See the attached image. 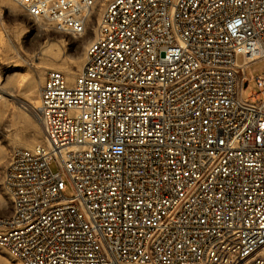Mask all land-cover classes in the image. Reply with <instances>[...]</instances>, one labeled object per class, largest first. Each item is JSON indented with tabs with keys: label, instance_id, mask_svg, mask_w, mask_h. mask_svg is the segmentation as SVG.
<instances>
[{
	"label": "built area",
	"instance_id": "built-area-1",
	"mask_svg": "<svg viewBox=\"0 0 264 264\" xmlns=\"http://www.w3.org/2000/svg\"><path fill=\"white\" fill-rule=\"evenodd\" d=\"M11 1L72 35L102 11L73 80L51 71L39 89L44 142L3 166L0 249L16 264H264V74L244 96L264 0Z\"/></svg>",
	"mask_w": 264,
	"mask_h": 264
},
{
	"label": "rangeland",
	"instance_id": "rangeland-1",
	"mask_svg": "<svg viewBox=\"0 0 264 264\" xmlns=\"http://www.w3.org/2000/svg\"><path fill=\"white\" fill-rule=\"evenodd\" d=\"M101 3L92 13L81 35L57 31L44 20L29 17L11 0H0V182L4 164L14 148L31 149L44 142L41 124L34 113L39 89L48 72L57 71L71 82L82 68L85 51L93 40ZM238 63L242 59L238 58ZM264 74V62H256L245 69L249 91H256L255 78ZM53 173L58 169L54 161L49 165ZM65 198L72 197L68 179L62 175ZM0 216L10 211L9 197L0 184ZM264 254V252H263ZM0 264H16L0 249Z\"/></svg>",
	"mask_w": 264,
	"mask_h": 264
},
{
	"label": "bare ground",
	"instance_id": "bare-ground-1",
	"mask_svg": "<svg viewBox=\"0 0 264 264\" xmlns=\"http://www.w3.org/2000/svg\"><path fill=\"white\" fill-rule=\"evenodd\" d=\"M16 4V3H15ZM98 5V4H97ZM95 9H96V7H95ZM94 9V10H95ZM94 12V11H93ZM4 205V201H3V199H1L0 198V207H2ZM263 251H264V249L261 251V253L263 254Z\"/></svg>",
	"mask_w": 264,
	"mask_h": 264
},
{
	"label": "crops",
	"instance_id": "crops-1",
	"mask_svg": "<svg viewBox=\"0 0 264 264\" xmlns=\"http://www.w3.org/2000/svg\"><path fill=\"white\" fill-rule=\"evenodd\" d=\"M264 252V251H263Z\"/></svg>",
	"mask_w": 264,
	"mask_h": 264
}]
</instances>
